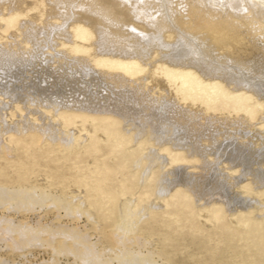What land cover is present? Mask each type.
I'll list each match as a JSON object with an SVG mask.
<instances>
[{
	"label": "bare ground",
	"instance_id": "6f19581e",
	"mask_svg": "<svg viewBox=\"0 0 264 264\" xmlns=\"http://www.w3.org/2000/svg\"><path fill=\"white\" fill-rule=\"evenodd\" d=\"M0 95V264H171L184 226L213 257L251 242L264 0H0Z\"/></svg>",
	"mask_w": 264,
	"mask_h": 264
},
{
	"label": "rangeland",
	"instance_id": "374dc122",
	"mask_svg": "<svg viewBox=\"0 0 264 264\" xmlns=\"http://www.w3.org/2000/svg\"><path fill=\"white\" fill-rule=\"evenodd\" d=\"M47 60H51V58L50 59H47ZM50 63H51V66H55V63L54 62L53 63L50 62ZM0 96H1L0 99H2V100L4 99L3 100L4 103H5V101L8 100V97L2 98V95H0ZM31 108H34V106H31ZM240 129L242 130V128H240ZM246 133L249 134V133H252V132L251 131H245V135H247ZM88 159H90L89 161H91V158L88 157ZM0 163H2V165H4V161L2 159H0ZM67 163L69 164V163H71V161H69V162L67 161L66 164ZM54 164L51 163L50 165L53 166ZM6 170L10 174H12L11 172H12L13 169L11 167L7 168ZM189 170H191V169H189ZM70 171L72 172L71 169H67L66 170V172H70ZM223 171L224 172H228L227 169H224ZM248 200H249L248 197L245 198V199L244 198L241 199V201H240L241 207L240 208L241 209L243 208V209L241 210L240 208H238L239 213L241 211L242 212L246 211V208L244 207V205L245 206L246 205L248 206ZM49 211H50V209H49ZM49 211L46 209V210H43V212H42V214H44L46 212V214L44 215V219H46V220H50L51 218L54 217L53 216V212L52 211L49 212ZM238 215L241 217V213L238 214ZM238 215H236V214L235 215L234 214L233 215H229L230 216L229 218L230 219L233 218L232 220H235L236 217H238L237 219H239V216ZM202 216H203V213L202 212H199L197 214L198 220H201ZM248 216H250V218H248ZM241 218H245L246 221L245 220L240 221L239 222L240 224L237 223L239 225L236 224L235 228H233V231H232V229H231V231L234 232L235 234H237L236 232L239 233V232H242L244 230L246 232V229L245 228H247V232L250 233V231H251L252 228L255 229L256 231L253 230L250 233V235L252 236L251 242L245 243L243 240L239 239V237H236V238L234 237L229 242V244L232 243L231 246L230 245H226V244L225 245L222 244V245L219 246L220 248L218 247V249H215V251H216L217 254L215 253V256L214 257L211 255V252H212L211 249L214 248V246H215L214 245V242L215 241H213V240L212 241H207L206 239H204L203 242H199L198 241L199 240L198 238L199 237H202L203 234H201L200 232H192L188 227H185V226L183 228H181V229L178 228L177 230L180 231L182 234L179 233L178 231L173 232L172 233L173 234V239H172L171 244L169 245L171 247L168 246V249L171 250V253L170 254H171L172 259H173V262L171 264H182V263L183 264H209L211 261L212 262L210 264H212L213 262H214L213 264H251V263L252 264H255L256 262H258L256 264H259L260 263V261H259L260 257L264 255V253H263L264 252V249H263L264 248V238H263V242H260V239L257 241L256 238H257V236H260V234H262L261 232L264 231V229H263L264 228V213H261V214L255 216V217H253V218L249 214L242 213V217ZM84 220H85L84 217L81 218L80 224L81 223L82 224L85 223ZM248 220H250V221H248ZM184 222L186 223V221H184ZM247 222H249V223H247ZM249 225H250V227H249ZM260 225H261V227H260ZM253 226H255L256 228L253 227ZM206 228H208L210 230H212V228L215 229L216 228V224L215 225H212V223H208L206 225ZM166 229L169 230V228H166ZM257 230L260 231V232L258 233ZM91 232H93V231H91ZM243 245H245V246H243ZM46 248L47 247H44V248L42 247L41 248L39 246H36V247H32V249H29L30 252L31 251L33 252V253H31L33 255L28 254L31 257V258L29 257V259L32 261V263H34V264L37 263L38 264L42 260H47L48 259V255H49V252L48 251H49V249L47 248L48 249L47 250ZM2 252H3V250L2 251L0 250V253H2ZM258 253L260 255L259 258H258ZM252 254H254L253 255V258L251 256ZM219 255L221 257H223V258H221ZM216 256L218 257L217 260L215 258ZM229 256H230V258H229ZM245 256L246 257L248 256V257L246 258ZM68 258H69V260L67 258H65V259L62 258L61 261L64 260L65 262L68 261V262H71L72 263L71 257H68ZM211 258L212 259H215V260H211ZM257 258H258V260H257ZM254 259H256L257 261L256 260L254 261ZM64 261H63V263H65Z\"/></svg>",
	"mask_w": 264,
	"mask_h": 264
}]
</instances>
